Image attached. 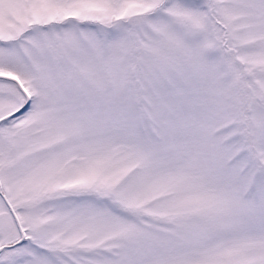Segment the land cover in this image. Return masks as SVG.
Segmentation results:
<instances>
[{"label":"snow or ice","instance_id":"1","mask_svg":"<svg viewBox=\"0 0 264 264\" xmlns=\"http://www.w3.org/2000/svg\"><path fill=\"white\" fill-rule=\"evenodd\" d=\"M0 264H264V0H0Z\"/></svg>","mask_w":264,"mask_h":264}]
</instances>
